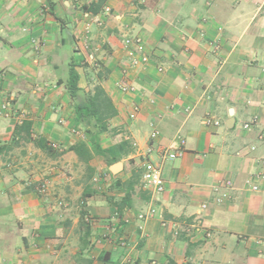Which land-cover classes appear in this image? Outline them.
<instances>
[{"label":"crops","instance_id":"1","mask_svg":"<svg viewBox=\"0 0 264 264\" xmlns=\"http://www.w3.org/2000/svg\"><path fill=\"white\" fill-rule=\"evenodd\" d=\"M92 3L102 24L85 16ZM128 34L144 39V67L130 65ZM72 65L79 100L100 82L118 109L100 139L121 155L116 174L102 156L85 162L69 149L90 142L71 131H85L66 86ZM123 80L137 91L122 92ZM3 103L0 264H264V192L246 185L264 171V0H0ZM152 120L156 149L184 150L165 161L156 199L139 155ZM151 205L155 215L140 219Z\"/></svg>","mask_w":264,"mask_h":264},{"label":"built area","instance_id":"2","mask_svg":"<svg viewBox=\"0 0 264 264\" xmlns=\"http://www.w3.org/2000/svg\"><path fill=\"white\" fill-rule=\"evenodd\" d=\"M79 1V0H76ZM105 12L110 13L111 7L106 5ZM85 16L92 17V20L98 24H102V20L98 15H93L85 13ZM90 22L86 24V31H89ZM34 46L38 49L42 44H44L41 39H34L33 40ZM123 45L126 50L127 57L130 59V65L132 67L138 68L140 66L144 67L149 61L150 56L145 47V42L142 36L138 34H128L125 35L123 38ZM159 70H163L162 67H159ZM125 72V71H124ZM119 88L124 93L135 92L137 88L135 85L123 80L119 84ZM152 102L154 99H150ZM141 110L140 105H134L133 109L131 110L129 117L131 119H135ZM12 110L9 109L6 103H3L0 106V115H11ZM254 120V119H253ZM60 122L64 123L65 119H60ZM205 123H213L212 118L206 117ZM216 125L220 124L219 120L214 121ZM150 134L149 140L150 143L144 150H139V155L142 157V165H143V175H142V186L145 190H147L152 199H156L159 194L163 193L165 190V180L163 178V166L166 160L169 159H176L181 157L184 153L183 149L172 150L168 147H159L158 149L154 146V140L159 136V130L156 126V121L152 120L150 123ZM251 126V122H245L243 127L245 129H249ZM71 131L76 134L79 138L86 139V131L79 129V128H72ZM181 143L184 144L185 140L182 139ZM137 143H135L136 145ZM50 145L58 149L59 145L57 143H50ZM157 153L159 155V159L156 160L153 158V154ZM264 162V160H263ZM30 184H35L37 191L39 192H47L48 189V182L46 180L41 181H30ZM225 184L229 189L233 188V184L230 180H226ZM246 185L254 192H264V171L258 170L254 172L246 181ZM231 197L230 192L224 191L220 195L215 198V201L218 204H222L225 200ZM208 208L207 203L201 204V210H206ZM156 208L154 205H151L147 210L141 211L138 214V217L142 220L147 219L150 216L155 215ZM86 220H89V217L86 215ZM163 225H166V222H163ZM175 234H179L176 230ZM122 244L125 245V241H122ZM130 258L126 255V259L124 260V264H129Z\"/></svg>","mask_w":264,"mask_h":264},{"label":"trees","instance_id":"3","mask_svg":"<svg viewBox=\"0 0 264 264\" xmlns=\"http://www.w3.org/2000/svg\"><path fill=\"white\" fill-rule=\"evenodd\" d=\"M96 5L99 4L92 3L90 7H85V10L94 14L98 13ZM101 75H103L102 72ZM79 80L80 74L72 65L66 86L72 98L76 100L75 113L85 131L90 135V142L80 140L69 149L75 151L78 157L85 162H88L94 155H98L102 156L108 165H111L120 161L121 155L115 151L116 147L104 149L100 139L101 134L109 129V120L118 114V109L100 82L95 83L92 90L86 92L85 96L79 100L77 96L82 91L78 85ZM6 104L8 105V103ZM23 126L28 131L29 123H24ZM45 142L41 139L38 140V144L43 148H45ZM48 148L54 149L50 144ZM83 215L85 217L84 213Z\"/></svg>","mask_w":264,"mask_h":264},{"label":"water","instance_id":"4","mask_svg":"<svg viewBox=\"0 0 264 264\" xmlns=\"http://www.w3.org/2000/svg\"><path fill=\"white\" fill-rule=\"evenodd\" d=\"M229 114H230V118L228 119V121L226 122V125L227 127H232L233 126V123H234V109L232 108L230 111H229ZM123 163L121 161H118V162H115L113 163L111 166H110V169H111V172L113 174H116L118 173L120 170L123 169Z\"/></svg>","mask_w":264,"mask_h":264},{"label":"rangeland","instance_id":"5","mask_svg":"<svg viewBox=\"0 0 264 264\" xmlns=\"http://www.w3.org/2000/svg\"><path fill=\"white\" fill-rule=\"evenodd\" d=\"M82 129V128H81Z\"/></svg>","mask_w":264,"mask_h":264}]
</instances>
